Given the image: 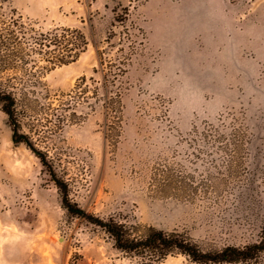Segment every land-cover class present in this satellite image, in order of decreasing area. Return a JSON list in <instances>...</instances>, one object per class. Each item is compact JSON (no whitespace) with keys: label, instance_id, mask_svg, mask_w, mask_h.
Returning <instances> with one entry per match:
<instances>
[{"label":"rangeland","instance_id":"rangeland-1","mask_svg":"<svg viewBox=\"0 0 264 264\" xmlns=\"http://www.w3.org/2000/svg\"><path fill=\"white\" fill-rule=\"evenodd\" d=\"M0 3V14L12 12L36 31L76 28L87 39L86 50L73 63L51 69L36 57L35 77L10 72L1 80L9 86L6 80L12 78L9 88L20 103L21 132L47 154L73 202L98 218L139 230L186 234L204 250L261 240L264 0ZM125 9L121 25L115 19ZM125 32L135 51L120 78L122 124L113 140L106 137L112 133L100 98L101 74L95 70H100L98 51L107 60L127 57L132 44ZM82 77L90 87V98L76 109L83 118L59 130L56 98L76 95ZM228 112L249 129V182L218 204L155 195L153 166L174 160L193 172L200 163L191 154L193 126ZM11 134L0 110V264H140L124 257L101 228L63 209L46 169L24 144L15 145ZM162 264L187 263L170 256ZM239 264H264V253Z\"/></svg>","mask_w":264,"mask_h":264},{"label":"trees","instance_id":"trees-1","mask_svg":"<svg viewBox=\"0 0 264 264\" xmlns=\"http://www.w3.org/2000/svg\"><path fill=\"white\" fill-rule=\"evenodd\" d=\"M127 11L125 9L124 15H118L116 22L124 25ZM125 34L132 47L124 62L120 58L107 60L101 52H97L100 70L95 72L101 74L100 88L103 93L100 98L112 133H107L106 137L113 140L119 137L122 124L120 78L126 73L130 56L135 51L131 35L128 32ZM87 45V39L79 29L60 27L39 32L24 24L12 12L8 17L0 14V110L11 126L12 142L15 145L24 144L46 169L59 192L63 209L101 228L124 257L136 259L140 264H162L170 256H182L187 264H239L259 259L264 253V226L261 240L257 243L204 250L186 234L165 232L154 227L139 230L138 226L112 218L104 220L87 213L71 200L68 184L57 176L47 154L35 148L29 136L21 132L20 103L9 88L13 87L12 78L6 80L9 86H4L1 80L3 74L10 72L35 77L36 57L51 69L73 63ZM122 50L120 48L119 51ZM77 89L80 90L74 96L62 94L56 98L61 112L57 116L59 130L83 118L76 109L90 98L87 96L90 87L85 77L80 78ZM95 90L97 92V88ZM189 136L191 154L195 163L200 162L199 167H195L193 172H186L174 160L155 164L150 176V188L155 195L189 202L207 200L218 204L233 196L235 189L239 190L244 182H249L245 159L250 133L243 119L228 112L214 122L205 121L201 127L193 126Z\"/></svg>","mask_w":264,"mask_h":264}]
</instances>
